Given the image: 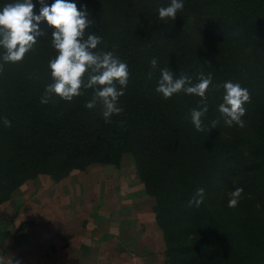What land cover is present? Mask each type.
Here are the masks:
<instances>
[{
	"label": "trees",
	"instance_id": "16d2710c",
	"mask_svg": "<svg viewBox=\"0 0 264 264\" xmlns=\"http://www.w3.org/2000/svg\"><path fill=\"white\" fill-rule=\"evenodd\" d=\"M12 2L0 0V10ZM73 2L93 21L86 35L102 38L97 50L128 66L118 101L123 111L106 123L99 103L85 107L93 89L71 101L53 94L41 103L54 82L49 61L58 54L46 20L22 61L4 63L0 47V203L38 174L58 181L91 163L119 167L129 155L152 200L164 264H264V0H183L175 20L159 19L158 9L170 0ZM33 4L38 15L41 5ZM164 68L193 85L201 73L211 74L205 131L195 130L189 114L204 106L201 97L181 91L166 100L155 91ZM228 81L251 93L243 127L227 126L219 111ZM237 187L243 193L230 208ZM199 188L203 203L189 207Z\"/></svg>",
	"mask_w": 264,
	"mask_h": 264
},
{
	"label": "crops",
	"instance_id": "0c3cea01",
	"mask_svg": "<svg viewBox=\"0 0 264 264\" xmlns=\"http://www.w3.org/2000/svg\"><path fill=\"white\" fill-rule=\"evenodd\" d=\"M105 166L91 163L58 181L39 174L18 186L0 203V264L9 257L20 264H164L148 195L131 174L112 184L100 171ZM110 192L115 199L107 204Z\"/></svg>",
	"mask_w": 264,
	"mask_h": 264
},
{
	"label": "clouds",
	"instance_id": "9594fccd",
	"mask_svg": "<svg viewBox=\"0 0 264 264\" xmlns=\"http://www.w3.org/2000/svg\"><path fill=\"white\" fill-rule=\"evenodd\" d=\"M41 5L39 14H35L33 0H14L0 10V47L5 51L2 56L4 63L22 61L37 43V37L42 35L40 23L47 24L55 30L52 33L51 43L57 50V55L49 61V68L53 83L45 89L41 103H48L53 94L71 101L74 97L84 94L82 89H93L92 99L85 107L95 108L97 103L102 106V116L105 122H110L113 114L119 115L123 109L118 106L119 98L124 95V88L129 80V69L125 62L115 56L113 52L97 50L102 38L95 33L86 35L85 29L92 26V19L82 6L80 10L73 0H54L50 6L45 0H38ZM184 8L183 0H170L166 7L158 9L159 19L175 20L177 13ZM153 69L157 67V60L150 61ZM3 65L0 64V71ZM199 82L192 84L190 77L181 74L176 78L168 68L161 70V79L155 91L164 99H170L174 94L183 91L186 94H195L201 97L204 106L199 110L190 109V120L196 131H205L203 117L207 112L206 92L212 84V76L201 73ZM219 87V86H218ZM225 94L219 111L229 127L233 124L244 126L242 117L246 109L244 104L251 102L250 91L239 83L231 81L222 85ZM5 127H11V121L3 119ZM217 120L211 122L214 129ZM211 131V130H209ZM243 188L237 187L231 192L228 207L234 208L239 204ZM205 189L199 188L188 202V206L199 207L204 200ZM8 264H20L19 260L8 258Z\"/></svg>",
	"mask_w": 264,
	"mask_h": 264
},
{
	"label": "rangeland",
	"instance_id": "374dc122",
	"mask_svg": "<svg viewBox=\"0 0 264 264\" xmlns=\"http://www.w3.org/2000/svg\"><path fill=\"white\" fill-rule=\"evenodd\" d=\"M130 162V163H129ZM96 164H99V163H96ZM131 164V165H130ZM100 165H106L105 167H107V168H103V169H101L100 171H105L104 173H107L106 174V177L108 178V179H110L111 180V183L112 184H115V183H117V184H119V183H122L123 182V180H121L122 179V174L123 175H134V178H136L137 179V177L135 176V173H134V166H133V163H132V161H131V157L129 156V155H126V156H124L123 157V159H122V162H121V165L119 166V167H115V166H113L112 164H100ZM101 166H96V169L98 170L99 168H100ZM109 167V168H108ZM123 168V169H122ZM105 169V170H104ZM132 169V170H131ZM110 171V172H106V171ZM109 174V175H108ZM112 174L114 175V179H113V177H112ZM39 175V174H38ZM44 175H46V174H44ZM115 175H117V176H115ZM48 176V175H47ZM104 177V176H103ZM103 177H101V176H99V179H96V187L99 185V183H102L103 184ZM138 180V179H137ZM102 181V182H101ZM139 181V180H138ZM139 185H140V187L143 189V187H142V184L139 182ZM102 187V186H101ZM144 191V190H143ZM145 193V192H144ZM113 193L112 192H110L109 193V197L107 198V200L105 201L107 204H109V203H111L112 202V200H113V197H114V199H115V195H112ZM149 197V196H148ZM117 200H118V197H117ZM96 201H97V197H96ZM149 201H150V204H152L151 202H152V200H151V198L149 197ZM101 208H102V206H101ZM100 211V210H99Z\"/></svg>",
	"mask_w": 264,
	"mask_h": 264
}]
</instances>
